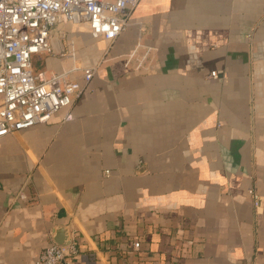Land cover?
<instances>
[{
    "label": "crops",
    "instance_id": "1",
    "mask_svg": "<svg viewBox=\"0 0 264 264\" xmlns=\"http://www.w3.org/2000/svg\"><path fill=\"white\" fill-rule=\"evenodd\" d=\"M51 42L33 71L81 93L0 139V264L57 228L73 264H264V0H141L113 42Z\"/></svg>",
    "mask_w": 264,
    "mask_h": 264
},
{
    "label": "built area",
    "instance_id": "2",
    "mask_svg": "<svg viewBox=\"0 0 264 264\" xmlns=\"http://www.w3.org/2000/svg\"><path fill=\"white\" fill-rule=\"evenodd\" d=\"M140 2L0 0V139L50 122L81 93L80 85L67 74L32 69L34 55L52 52L51 30L55 26L86 23L93 38L113 42L128 28ZM70 120L72 114L67 112L63 121ZM248 194L254 208H259L261 197L256 188H250ZM79 255L75 243L65 247L51 241L34 264H73Z\"/></svg>",
    "mask_w": 264,
    "mask_h": 264
},
{
    "label": "water",
    "instance_id": "3",
    "mask_svg": "<svg viewBox=\"0 0 264 264\" xmlns=\"http://www.w3.org/2000/svg\"><path fill=\"white\" fill-rule=\"evenodd\" d=\"M53 241L56 244L65 247L71 245L72 243V239L70 238L68 231L64 230L63 228H57V230L54 232Z\"/></svg>",
    "mask_w": 264,
    "mask_h": 264
}]
</instances>
